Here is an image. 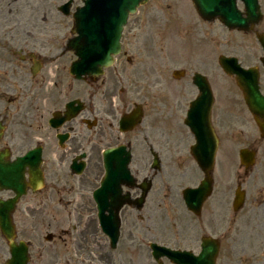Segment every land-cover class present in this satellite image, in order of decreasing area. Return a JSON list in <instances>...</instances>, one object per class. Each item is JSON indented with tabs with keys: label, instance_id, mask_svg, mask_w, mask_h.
Instances as JSON below:
<instances>
[{
	"label": "flooded vegetation",
	"instance_id": "1",
	"mask_svg": "<svg viewBox=\"0 0 264 264\" xmlns=\"http://www.w3.org/2000/svg\"><path fill=\"white\" fill-rule=\"evenodd\" d=\"M76 6L70 0L69 11ZM31 7L24 2L11 9L0 0V153L4 154V160L12 161L40 142L44 200H58L69 215L81 214L82 177L74 174L71 165L84 164L86 169L90 163L99 164L103 148L125 144L132 154L135 142L141 138L146 143L144 157L138 163L131 156L141 169H146L154 160L163 167L189 165L190 150L207 127L213 134L211 141L215 139L218 143L217 151L223 143L228 147L236 145L234 131L245 125L240 114L246 110L233 77L216 64H208L207 53H200L197 58L186 50L170 65L157 64L160 53H153L149 54L152 63L148 65L134 52L143 50L146 37L153 40L159 35L146 32L153 16L141 15L139 11L129 17L122 32L118 57L121 62L116 58V63L98 79L85 77L80 81L70 74V67L77 60L75 52L67 47L72 37L71 23L64 30V22L69 23L72 18L59 13L56 6L60 17L67 21L58 17L57 21H48L51 17L36 15L43 6ZM261 31L264 33V25ZM253 50L247 53L250 61L247 65L239 60L243 68L258 65L259 57ZM127 67L128 72L122 73ZM161 68H171L163 80ZM195 78H202L209 86L212 100L209 108L208 97L201 98ZM259 92L264 95L262 68H259ZM76 107L81 110L74 114ZM132 107L140 113V123L133 131L121 134L119 120ZM248 116V123L256 131L251 115ZM192 129L197 133L193 134ZM257 143L252 141L253 145ZM157 177L158 172H151L143 178L151 186L149 198L145 196L141 208L127 205L121 209L122 223L132 216H139L141 223L132 218L130 223H121L114 249L106 248L110 237L98 236L94 224H78L80 229L75 234L71 229L61 230L58 263L134 261L145 239L159 237L157 229L142 223L145 214L158 208L154 196ZM251 179L247 184L250 198L241 215L240 210L225 220L226 191L219 188L216 192L212 201L215 213L210 208V217L199 226L201 237L214 239L210 248H203L200 241L196 243L195 237L188 241L192 243L188 250L193 255L204 250V264H208L212 254L214 264H264V171L254 168ZM98 186L91 189V194ZM130 193L133 204L141 191L134 188ZM11 196L10 192L1 195L3 199ZM90 203L92 211H96L91 198ZM16 221L19 230L29 228L27 203L19 207ZM169 231H175L173 226Z\"/></svg>",
	"mask_w": 264,
	"mask_h": 264
},
{
	"label": "rangeland",
	"instance_id": "2",
	"mask_svg": "<svg viewBox=\"0 0 264 264\" xmlns=\"http://www.w3.org/2000/svg\"><path fill=\"white\" fill-rule=\"evenodd\" d=\"M9 8H14L22 5L24 2L29 7L43 6V9L36 13V15H46L51 17L48 21H57V17L60 14L56 11V6L67 0H3ZM80 4V0H74L75 4ZM262 13L264 15V0H259ZM31 7V8H32ZM11 12L9 15H12ZM140 14H148L152 17V24H149L146 32H157L158 36H154L153 40L149 37L145 38L143 44V50L134 51L138 54L139 59L143 57L145 62L150 65L149 54L160 53V60L157 64L170 65L173 60L178 59L183 55L186 50H191L193 55L197 56L200 53H207V63L216 64L217 57L221 54L228 56H235L242 60L243 64H248L247 53L249 50L254 49L257 56H260V50L256 43L255 37L252 33H244L238 31H230L223 27L217 21L204 22L198 19L190 0H149V2L141 8ZM190 16V17H188ZM67 21L65 18H61ZM191 20V21H186ZM69 23L64 22V30L67 31ZM264 16L262 22L259 24L258 29L263 28ZM181 36V38H180ZM253 50V51H254ZM252 51H250L251 53ZM147 58V59H146ZM120 62V61H119ZM137 61H134L136 63ZM182 63V61H181ZM127 73L129 67L126 68ZM169 70L160 69L161 80L166 79L169 75ZM243 117L245 125L235 129L234 143L238 144H250L252 141L257 140V135L251 128L250 123L244 114H240ZM39 137V136H38ZM161 143V141H159ZM258 147L262 152V155L258 158V163L255 168H259L261 163H264V142L258 141ZM134 155L139 163V159L144 157L146 151V143L139 138L134 145ZM240 148V147H239ZM216 166L213 173L215 181L221 183L226 187L231 188L228 192V198H232L233 191L235 189V181L237 179L245 178L247 183L252 181L249 179V175L243 172L239 161L238 151H229L227 145H221L220 150L216 156ZM186 166L181 167H160L158 177L155 178V200L158 204V208H154L145 214L143 223L154 227L159 231L158 239L162 242H168L175 244V247L189 248L187 244L192 238H196L200 234V224L205 222L210 217V208L215 213V206L209 201L204 209L202 217H195L190 214L184 207L181 199V190L185 187L196 186L202 178V174L198 168ZM132 172L140 179L147 172H144V168L141 169L135 162L131 163ZM142 170V173L139 171ZM139 174H137V173ZM183 173V174H182ZM103 171L101 164L92 165L89 170L84 174L82 178L83 184V198L81 208L84 212L83 215H78L76 219L86 224L94 223L93 213L91 205L88 202L87 195L89 188L96 185L102 176ZM182 174V175H181ZM249 193L248 196H250ZM42 194L32 195L29 194L21 202V206L24 203L29 204L31 215L30 225L31 229L26 231H17V240L29 241V264H57V244L56 240L45 241L46 235L49 233L55 237V231L64 227L69 223V220L73 219V216L63 215L61 210L54 206V208L46 209L42 204ZM248 202V201H246ZM51 207V206H49ZM247 208V206L245 207ZM230 214L225 215V213ZM243 212H240L241 215ZM223 215L225 220L232 215V211L227 202L223 208ZM216 216L213 217L215 222ZM172 225L173 230L169 231L168 226ZM178 229V231H177ZM173 247V246H171ZM41 257V258H40ZM9 258L8 247L2 236L0 235V264H5V261ZM131 264V263H127ZM133 264H154L147 250V244L142 247L141 255Z\"/></svg>",
	"mask_w": 264,
	"mask_h": 264
},
{
	"label": "water",
	"instance_id": "3",
	"mask_svg": "<svg viewBox=\"0 0 264 264\" xmlns=\"http://www.w3.org/2000/svg\"><path fill=\"white\" fill-rule=\"evenodd\" d=\"M147 0H86L85 6L79 11L76 16L75 30L79 33V43L81 52L78 57L79 62H76L77 72L79 74L90 73L96 66V71H99L102 66H107L111 63V54L117 53L119 48L118 39L121 32V27L125 23L128 13H133L139 4H144ZM193 4L199 13L205 19L218 16L219 19L228 28H238L248 30L260 19L257 0H240L244 4L245 17L237 11L235 7L236 0H192ZM103 10V11H101ZM261 46L264 49V39L262 36H257ZM264 64V60L262 59ZM219 63L226 71H231L230 74H236V81L243 92L244 100L252 113L264 112V98H261L257 91V77L251 78L253 70H242L236 64L235 59L220 57ZM79 65V66H78ZM87 65V66H84ZM89 65V66H88ZM80 67V68H79ZM100 72V71H99ZM203 89V88H202ZM203 94L205 91L203 89ZM38 150L29 152L25 157L17 159L16 162L6 166L0 165V189L14 190L17 195L23 192V175L22 170L24 164L30 166L31 184L37 187L35 177L39 175ZM206 155V156H205ZM213 155L211 152H199L196 156L197 162L203 172L212 168ZM246 151L240 152L242 160H251ZM119 160V158H118ZM105 162V168L110 165ZM126 159L122 163L119 172L123 174L126 171ZM251 162V161H250ZM126 173V172H125ZM113 173L107 170V176ZM116 175V173H115ZM126 175H128L126 173ZM105 184L109 180H105ZM210 181L204 178L199 187L195 190H186L184 192V200L189 210L198 211L204 198L209 191ZM15 199L8 203H0V229L9 242L10 260L6 264H26V247L20 242L18 245L13 243V230L10 225L8 213L13 207ZM101 218V224H105L104 217ZM104 226V225H103ZM157 249V248H155ZM154 249V251H155ZM183 264V263H180Z\"/></svg>",
	"mask_w": 264,
	"mask_h": 264
}]
</instances>
